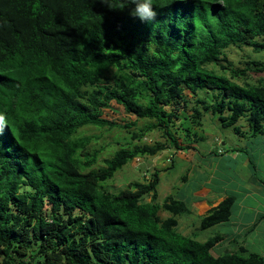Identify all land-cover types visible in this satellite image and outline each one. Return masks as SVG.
<instances>
[{"label": "trees", "instance_id": "obj_1", "mask_svg": "<svg viewBox=\"0 0 264 264\" xmlns=\"http://www.w3.org/2000/svg\"><path fill=\"white\" fill-rule=\"evenodd\" d=\"M152 4L147 22L130 0H0V264H264L215 255L219 237L183 234L190 208L160 202L157 168L105 187L135 158L192 149L177 134L190 137L204 112L238 135L264 134V78L250 81L264 62L229 58L234 47L264 51V0ZM113 102L137 119L105 117ZM90 126L126 129L131 141L101 162ZM152 130L165 140L145 141ZM231 204L212 207L200 229L226 220Z\"/></svg>", "mask_w": 264, "mask_h": 264}, {"label": "crops", "instance_id": "obj_2", "mask_svg": "<svg viewBox=\"0 0 264 264\" xmlns=\"http://www.w3.org/2000/svg\"><path fill=\"white\" fill-rule=\"evenodd\" d=\"M186 92H189L190 107H195V96L190 90ZM208 117L213 127L221 124L218 116L208 111L202 114L198 125L192 127L190 142L185 141L187 135L184 131L177 134L186 143H191L192 149L181 150L175 147L165 149L168 150L166 161L161 164L162 167L157 168L161 176L158 186L159 200L162 202L172 195L185 201L190 212L179 217L178 229L185 235H196V230L204 231L200 229V223L209 210L226 197L232 198L228 218L208 228L215 230L213 236L219 237L212 252L215 255L227 252L255 253L264 257V143L253 140L248 144L250 148L233 147L231 150H225L220 146L221 143L225 144L222 137L215 136L211 143L214 147L208 150L211 158L210 164L207 165L209 172L198 167L199 176L195 179L196 170L191 173L192 167L188 165L186 172L179 176L178 180L170 174L177 157L192 162L197 154L196 143L202 140L199 131L204 124V118ZM247 133L237 135L243 137ZM258 136L264 134H251L250 137L255 139ZM219 156L221 158H218ZM223 162L225 165L222 167ZM146 177H149V174H146ZM161 191L164 193L163 200ZM168 215L170 214L166 212L165 216Z\"/></svg>", "mask_w": 264, "mask_h": 264}, {"label": "rangeland", "instance_id": "obj_3", "mask_svg": "<svg viewBox=\"0 0 264 264\" xmlns=\"http://www.w3.org/2000/svg\"><path fill=\"white\" fill-rule=\"evenodd\" d=\"M229 58L236 67H244L246 65V61H248L249 58L264 62V51L254 52L249 47H244L243 50H239L238 48L234 47L229 50ZM261 77H264V73H251L250 81H258V79H260ZM186 93L189 94V92ZM105 117H107L108 119H113L120 123L135 121L137 119L136 115L126 112L123 106L118 105L115 102L112 103L111 108L105 110ZM208 119L209 117L204 118V124L201 126V130L199 131V136H202V140H199L196 143L197 154L193 157L192 162H186L180 157L176 158L174 162L175 167L171 170L170 174L174 178L177 177V180L179 176L186 172V167L188 165H191L192 167L190 170L191 173L196 170L194 173L195 179H197L199 176L197 173L198 167L207 170V172L210 171L207 166L208 164H210L209 160L211 159L208 154V150L209 148L214 147L211 143L214 141L215 136L222 137V142H225V144L221 143L220 146L225 150H231L233 147L250 148L248 144L253 140H256V142L259 143H264V136H258L254 139V137H250L251 133L249 132L245 136L241 137L233 132L232 127L223 126L222 123L217 124L215 125V127H213L211 121H209ZM241 122L243 124L245 123L244 120H241ZM138 124L139 126L143 125L144 120L138 121ZM189 124H191L189 121H185L184 123L185 126H188ZM83 133L87 135H97L100 137V139L97 140V144H95V147H102L104 149L102 150L103 152L100 156L101 162H103V159L105 157L112 156L116 149L126 145L127 140L131 141L130 133H128L126 129L113 128L110 130L106 128L90 126L86 128ZM190 137H187L186 140L189 141ZM144 140L148 143H154V141L156 140H163V137L160 131L152 130L147 134ZM167 154L168 150L164 149L159 151L156 155H146L143 158L138 157L134 159L133 161L124 165L122 169L118 170L114 178L109 180L105 184V187L110 191L118 192L119 190L127 187V184L130 180H143L144 178H146V174L150 175L155 168L162 167L161 164L166 161ZM218 158L221 157L219 156ZM218 158H216V162L218 161ZM213 165L215 166V163ZM221 165L223 167L225 165L224 162ZM160 194L161 200H163V191H161ZM165 215L166 212H163V216ZM214 234L215 230L213 229H207L201 232L199 230H196L197 238L202 241L213 236Z\"/></svg>", "mask_w": 264, "mask_h": 264}, {"label": "clouds", "instance_id": "obj_4", "mask_svg": "<svg viewBox=\"0 0 264 264\" xmlns=\"http://www.w3.org/2000/svg\"><path fill=\"white\" fill-rule=\"evenodd\" d=\"M130 2L135 5L130 13L133 17H138L142 21L147 22H151L155 19L157 13L153 10L152 0H130ZM3 126L4 117L0 115V129H2Z\"/></svg>", "mask_w": 264, "mask_h": 264}]
</instances>
